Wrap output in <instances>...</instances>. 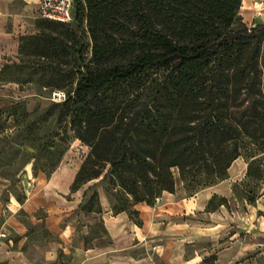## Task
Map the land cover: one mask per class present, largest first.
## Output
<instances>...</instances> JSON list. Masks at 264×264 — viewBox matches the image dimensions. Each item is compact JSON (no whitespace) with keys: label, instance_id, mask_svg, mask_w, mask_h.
<instances>
[{"label":"trees","instance_id":"1","mask_svg":"<svg viewBox=\"0 0 264 264\" xmlns=\"http://www.w3.org/2000/svg\"><path fill=\"white\" fill-rule=\"evenodd\" d=\"M240 5L74 0L72 22L46 18L64 25L84 18L92 54L70 64L60 34L20 36V49L28 40L41 56H21L13 64L33 63L32 73L50 94L66 91L33 111L21 101L0 107L19 125L18 145L0 150V160L32 161L34 173L49 174L77 138L88 151L71 191L98 179L75 209L101 212L100 184L112 213L138 217L137 202L153 205L163 191H173L174 167L191 194L226 178L243 155L246 173L238 183H246L243 197L253 202L250 182H264V21L247 26ZM66 35L75 37L69 29ZM10 66L3 64L0 75ZM0 120L5 130L6 118ZM217 197L210 196L207 210L225 201Z\"/></svg>","mask_w":264,"mask_h":264},{"label":"rangeland","instance_id":"2","mask_svg":"<svg viewBox=\"0 0 264 264\" xmlns=\"http://www.w3.org/2000/svg\"><path fill=\"white\" fill-rule=\"evenodd\" d=\"M3 1L5 26L9 30L14 28L18 43L3 61L11 66L0 75V107L21 101L28 111L44 108L52 98L39 75L31 71L36 65L13 64L21 56H41L32 50L28 40L23 41L25 46L20 49V36L60 34L69 46L62 56L73 64L77 56L88 58L92 54L88 26L84 18L64 25L40 17L35 2L28 6L27 0ZM237 13L247 26L264 21V0H241ZM68 29L75 37L66 35ZM0 117L6 118L5 130L0 129L3 152L8 146L18 145L14 133L19 125L12 115L2 113ZM87 151L88 146L79 139L71 140L49 174L42 170L34 173L32 161L22 166L21 159L0 160V238L12 249L18 245L37 261L40 253L33 242L46 245L47 241L58 239L63 230L69 232L70 239L63 248H57L56 261L67 264H80L86 255H92L94 264H264V182H250L256 194L253 202L243 197L246 183H238L246 173L243 155L232 161L226 178L191 194L174 167L173 191H163L153 205L137 202L134 207L138 217L123 211L127 215L124 222L112 213L100 184L101 212L75 209L83 191L98 179L89 180L74 191L70 189ZM213 193L224 196L225 201L207 210ZM28 198V204L22 206ZM18 226L24 236L17 231ZM6 260L1 255L0 264Z\"/></svg>","mask_w":264,"mask_h":264},{"label":"crops","instance_id":"3","mask_svg":"<svg viewBox=\"0 0 264 264\" xmlns=\"http://www.w3.org/2000/svg\"><path fill=\"white\" fill-rule=\"evenodd\" d=\"M31 2H35L37 5V0H27L26 5L29 6V3ZM5 18L6 15L4 1L0 0V69L3 65V61L8 58V56L5 55H8L11 53V51H14V49L17 48L18 43V37L14 35V28L12 27V29L10 30L6 28ZM28 201L29 198L26 199V202H24L22 206L28 204ZM75 205L77 204H74V206ZM115 216L120 221L125 222L127 219V215L123 211L118 212ZM17 228V231L24 236L23 231L19 229L20 227L18 226ZM69 239V232L62 230L58 233V239L47 241L46 245H41L39 243L33 242V246H35L37 248L38 253H40V259L36 261L28 257L20 246L17 245L12 249L9 243L3 237H1L0 257L2 255L7 259L5 264H47V262H52V264H67L63 261H56V250L58 247L63 248L66 244H68ZM92 259V255H86L85 259L82 260L80 264H94V261Z\"/></svg>","mask_w":264,"mask_h":264},{"label":"built area","instance_id":"4","mask_svg":"<svg viewBox=\"0 0 264 264\" xmlns=\"http://www.w3.org/2000/svg\"><path fill=\"white\" fill-rule=\"evenodd\" d=\"M74 0H37V13L40 17L54 19L62 22H72ZM65 93L55 90L51 94L53 99H61Z\"/></svg>","mask_w":264,"mask_h":264}]
</instances>
